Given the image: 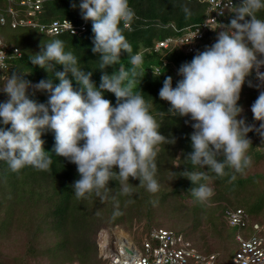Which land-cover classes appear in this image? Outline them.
Wrapping results in <instances>:
<instances>
[{"label": "clouds", "instance_id": "9594fccd", "mask_svg": "<svg viewBox=\"0 0 264 264\" xmlns=\"http://www.w3.org/2000/svg\"><path fill=\"white\" fill-rule=\"evenodd\" d=\"M79 7L83 19L92 22L91 50L99 56V70L103 73L113 68V72L102 74L97 88L91 81L92 73L82 71L77 57L65 51L60 39L45 44L42 53L31 55V64L51 72L59 83L54 86L49 78L31 85L15 74L6 77L3 92L9 99L0 103V123L10 128L0 127V161L14 173L27 167L49 172L52 154L44 150L41 136L50 129L55 134V156L76 166L79 179L72 189L77 199L93 195L106 199L111 192L109 181L114 180L119 181L122 194L131 196L135 187L130 178L155 194L160 190L155 179L160 145L176 141L161 133V125L152 114L154 105L144 99L140 87L136 90L143 54H133L124 34L133 30L135 11L129 0H82ZM228 7L234 10L232 18L227 25L221 24L216 42L179 68L182 79L175 87L168 76L159 91V98L170 105L167 113L190 117L193 122L192 152L187 159L203 171L185 170L182 175L198 185L189 191L201 203L214 195L207 183H200L210 180L209 173L222 178L228 175L226 169L243 174L251 166L247 137L253 128L238 119L243 111L238 101L253 71L264 81V72H260L264 67V19L257 17L264 10V0H241L239 4L229 0ZM122 53L129 57L131 67L127 69L121 63ZM53 62L64 70L53 72ZM69 73L80 85L79 91L73 89ZM29 87L50 94L47 106L29 98ZM105 92L115 96V106L104 98ZM251 112L264 136V91Z\"/></svg>", "mask_w": 264, "mask_h": 264}, {"label": "trees", "instance_id": "16d2710c", "mask_svg": "<svg viewBox=\"0 0 264 264\" xmlns=\"http://www.w3.org/2000/svg\"><path fill=\"white\" fill-rule=\"evenodd\" d=\"M19 1L0 0V16L4 19V23L0 24V48L6 52L5 67L0 69V103L9 99L3 92V83L6 77L13 74L31 85L49 78H53L54 86L58 85L59 81L51 72L48 73L30 62L31 55L42 53L45 51L44 45L55 39L64 41L65 51L73 52L82 71L92 73L91 81L97 88L101 75H110L113 72V68H106L103 73L99 70V56L91 50L94 40L92 22L83 19L84 14L79 7L82 0H44L38 14L32 17L39 25H48L60 19L69 20L75 25H84V31L74 36H48L29 27L11 28L10 14L6 12L8 7L13 8L19 18H25ZM129 4L135 11L136 19L131 25L133 30L125 31L124 34L132 45L133 54L142 52L144 60L143 65L137 69L139 75L136 78V90L140 87L144 99L154 105L152 114L161 125V133L169 139L172 135L176 141L173 145H160L156 159L158 171L155 176L160 190L155 194L149 193L146 186H139L138 180L130 178L129 183L135 187L131 196L122 194L119 181L114 180L109 181L111 192L106 199L95 195L89 199H77L72 189L74 181L79 179L76 166L55 156V134L50 129H45L41 136L44 141L43 148L52 154L53 160L49 172L27 167L14 173L6 162L0 161V247L10 244L11 249L23 250L22 253L11 255L1 252L0 248V264H28L25 254L29 252L45 258L50 264H105L95 260L97 256L93 236L99 228L113 224H121L135 241L152 228L186 235L183 236L186 240L189 239V231L197 233L200 244L190 239L188 241L200 253H217L215 264H224L222 253L216 247L225 246L226 238H229L235 247L229 261L232 264L237 250L234 235L242 233V230L239 229V232L237 228L227 225L224 211L241 208L248 214L250 223L264 224V172L256 170L258 166L264 165V136L258 131L260 122L253 119L251 112V106L260 91H264V82H259L252 72L242 86L238 101V106L243 109L238 119H244L246 125L253 128L247 137L251 141L248 153L252 160L251 166L243 174L226 169L228 175L222 178L209 173L210 180L200 183H207L214 195L206 202H197L189 190L198 185H192L182 175L185 170L203 171L194 167L187 159L192 152L190 135L193 132V122L190 117H174L167 113L170 105L159 98V91L168 76L172 78L175 87L182 79L178 75L179 68L190 63L198 52L215 43L220 29H207L202 39L195 44L196 48L192 53H186L182 47L173 44L155 50L154 45L157 42L168 37H181L186 28L187 31L203 21L206 17V5L195 0H129ZM185 8L189 9L188 13L184 11ZM233 11L222 18L223 25L230 22ZM257 17L264 19V10ZM3 28L28 30L30 34L24 40H13L10 43L2 36ZM34 30L36 33L32 36ZM13 49L19 51L18 57L13 55ZM121 63L126 69L131 67L126 53L121 54ZM52 67L53 72L64 70L54 62ZM156 68L157 73L154 71ZM67 78L72 82L73 89L79 91L80 85L70 73ZM27 94L30 99L47 106L49 93L29 87ZM104 98L115 106L116 98L112 93L105 92ZM161 112L164 115H160ZM0 127L10 128V125L4 126L0 123ZM204 170L207 171L206 168ZM232 175L236 176L235 180ZM156 211H160L159 215L166 213L175 217L183 216V222L178 221L179 224L182 222L181 226L185 230H181L179 224H175L173 228H164L166 225L155 218ZM144 220L147 222L141 226ZM153 222L158 226L155 227ZM135 226L140 229L136 230ZM207 238L215 239L216 243L212 248L207 243Z\"/></svg>", "mask_w": 264, "mask_h": 264}, {"label": "built area", "instance_id": "2783aa9c", "mask_svg": "<svg viewBox=\"0 0 264 264\" xmlns=\"http://www.w3.org/2000/svg\"><path fill=\"white\" fill-rule=\"evenodd\" d=\"M43 1L20 0L19 6L24 9L25 18H19L13 8L8 7L6 12L10 14V27L38 29L39 32H44L48 36L62 34L74 36L84 31V25H75L66 19L55 20L48 25H39L34 22L32 17L38 14ZM195 1L206 5L205 19L188 28L187 31L186 28L181 37H168L157 42L154 45L155 50L167 48L173 44L182 47L186 53H192L204 32L207 29H221L222 18L233 11L228 7L229 0ZM240 2L241 0H233V4ZM66 21L72 26V30ZM3 23L4 19L0 16V24ZM0 53L5 54L0 55L1 69L5 67L6 52L0 48ZM13 55L18 57L19 51L13 49ZM154 71L157 73L158 69ZM260 72H264V67L260 69ZM253 75L257 79L255 71ZM224 217L230 228L242 230V233L234 235L237 250L232 258V264H264V224L250 223L248 214L241 208L226 209ZM95 247L97 259L105 264H215L217 259V253H200L182 234H175L162 228H152L135 241L131 234L119 224L101 227L95 234Z\"/></svg>", "mask_w": 264, "mask_h": 264}, {"label": "rangeland", "instance_id": "374dc122", "mask_svg": "<svg viewBox=\"0 0 264 264\" xmlns=\"http://www.w3.org/2000/svg\"><path fill=\"white\" fill-rule=\"evenodd\" d=\"M62 17L63 16H61V18ZM64 18H67V17L64 16ZM35 33L36 32L34 30V31H32L31 35L34 36ZM29 34H30V31H28V30H20V29L10 30L8 28H3L2 29V36H3V38H5V40H7L10 43H12L13 40H24V39H26L27 36H29ZM37 34L39 35L38 32H37ZM257 168H258V169H256L257 171L264 172V165L258 166ZM185 201L187 203H189L188 200H185ZM158 213H160V211H156L155 218H157V220L160 221L161 224L166 225V227H164V228H173L172 226H174L175 224H179V221L178 220H181L183 222V220H182L183 216L177 215L175 217V215H172V214L171 215H169V214L167 215L165 213L164 215L163 214H160L159 215ZM261 217H263V215H261ZM143 222L141 223V226H143V224H145L147 221L144 220ZM181 223L179 224V226H180L179 228L181 230H183L184 227L181 226L182 225ZM119 225L121 226V224H119ZM153 225H154V222H153ZM154 226L157 227L158 225L155 224ZM134 228L136 230H137V228L140 229V227H137V226H135ZM174 231L176 232V229L175 228H174ZM238 231L240 232L239 229H238ZM183 236H186V235H183ZM187 236L193 242H195V243L196 242H199L198 244L201 243L200 237H199V235L197 233H194V232L189 231L187 233ZM94 237H95V235L93 236V242H95ZM206 241H207V243L210 244L211 248L216 243L215 239L213 240V239L207 238ZM0 248H2L1 249V252H3V253H9L11 255H16V254H19V252L20 253L23 252V250L17 251L15 248H12L11 249V245L10 244H8V246H7V244L5 246L2 245ZM216 250H218V251H220L222 253V256H223V260L222 261H223V263L224 264H229V261H230L232 255H233L234 250H235V247H234V244L231 242V240H229V238H226V244H225V246L219 247V248L216 247ZM10 251H11V253H10ZM25 259L27 260L26 262H28V264H50L48 262V260H46L45 258H42L40 256H35L32 253H30V252L25 254ZM95 260L98 261L97 258H95Z\"/></svg>", "mask_w": 264, "mask_h": 264}]
</instances>
